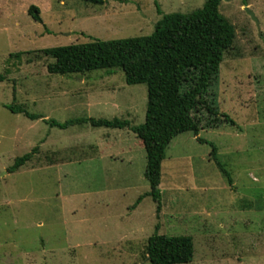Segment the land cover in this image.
<instances>
[{"label":"rangeland","instance_id":"1","mask_svg":"<svg viewBox=\"0 0 264 264\" xmlns=\"http://www.w3.org/2000/svg\"><path fill=\"white\" fill-rule=\"evenodd\" d=\"M206 1L0 0V264H152L146 246L157 231L193 237L187 264H264V0L220 6L237 32L211 88L221 120L172 140L160 211L152 196L137 204L151 185L146 148L132 130L51 123H144L148 86L128 84L122 69L52 74L43 49L149 35L159 10L187 13ZM33 5L42 22L29 14ZM35 147L31 161L9 171Z\"/></svg>","mask_w":264,"mask_h":264},{"label":"trees","instance_id":"2","mask_svg":"<svg viewBox=\"0 0 264 264\" xmlns=\"http://www.w3.org/2000/svg\"><path fill=\"white\" fill-rule=\"evenodd\" d=\"M103 5L106 0H85ZM223 0H207L191 12L164 13L157 21L153 33L122 39L96 38L86 43L49 47L43 53L54 59L48 64L52 74H86L94 70L114 72L122 69L128 84L148 86L146 120L133 124L129 119L78 118L65 123L51 121L53 126L67 128L74 123H91L95 127L128 128L143 142L148 157L146 178L151 190L141 196H152L162 208L160 185L163 162L174 138L185 132L199 134L203 128L220 123V111L216 105L213 85L219 80L221 65L226 53L236 42V28L220 11ZM35 21L42 22L40 9L33 5L29 11ZM19 52L15 56L20 57ZM14 113H23L32 120H48L32 113L23 106L7 105ZM207 120L205 127L204 120ZM202 142L204 139L199 138ZM213 155L224 173L232 181L231 173ZM39 147L17 158L9 169L15 172L34 158ZM147 258L152 264H187L194 259L195 245L192 236H169L158 231L146 246Z\"/></svg>","mask_w":264,"mask_h":264},{"label":"water","instance_id":"3","mask_svg":"<svg viewBox=\"0 0 264 264\" xmlns=\"http://www.w3.org/2000/svg\"><path fill=\"white\" fill-rule=\"evenodd\" d=\"M247 12L249 13V15L254 19V21L257 22V24L260 26V20L259 18L257 17L256 13L252 10H250L249 7L246 8Z\"/></svg>","mask_w":264,"mask_h":264}]
</instances>
